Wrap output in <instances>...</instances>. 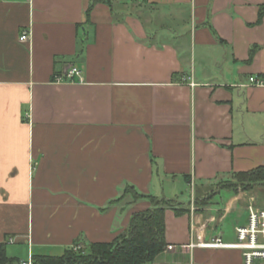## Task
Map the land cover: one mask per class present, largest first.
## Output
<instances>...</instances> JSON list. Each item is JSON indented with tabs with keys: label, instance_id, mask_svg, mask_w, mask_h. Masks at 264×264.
I'll list each match as a JSON object with an SVG mask.
<instances>
[{
	"label": "crops",
	"instance_id": "1",
	"mask_svg": "<svg viewBox=\"0 0 264 264\" xmlns=\"http://www.w3.org/2000/svg\"><path fill=\"white\" fill-rule=\"evenodd\" d=\"M92 1L0 0V242L19 260L113 240L149 206L117 200L128 183L185 202L264 165V0H105L87 18ZM252 194L168 208L175 248L148 264H243L187 245L234 241Z\"/></svg>",
	"mask_w": 264,
	"mask_h": 264
},
{
	"label": "trees",
	"instance_id": "2",
	"mask_svg": "<svg viewBox=\"0 0 264 264\" xmlns=\"http://www.w3.org/2000/svg\"><path fill=\"white\" fill-rule=\"evenodd\" d=\"M100 1L93 0L87 9L90 17L93 6ZM257 185H264V165L247 171L233 172L231 176L219 179L207 194L198 196L196 202L209 204L221 190L249 191ZM128 194L139 199H148L146 208L133 211L128 226L111 241L90 242L85 245L77 240L60 255L35 254L36 264H148L169 245L166 239V210L171 208L177 216L189 213L179 207L180 201L154 194L140 192L133 184H126L117 198L123 201ZM138 200V199H135ZM7 242H0V264H20V260L7 252Z\"/></svg>",
	"mask_w": 264,
	"mask_h": 264
},
{
	"label": "built area",
	"instance_id": "3",
	"mask_svg": "<svg viewBox=\"0 0 264 264\" xmlns=\"http://www.w3.org/2000/svg\"><path fill=\"white\" fill-rule=\"evenodd\" d=\"M29 39V32L25 31L21 40ZM67 78L71 81L77 78H82L81 70L72 66L66 70L63 77H58V81H62ZM250 82L255 85H264V77L251 76ZM192 192H194L195 185H190ZM248 209V221L246 224L237 225L235 227L236 239L234 241H225L222 235H217L209 240L200 239L198 241H192L187 246H199L204 248H233L241 251L243 264H264V208L259 207L254 203H250L247 206ZM12 238H9V242H13ZM168 249H174L175 246L169 244ZM20 264H36L33 260V256H30L26 260H20Z\"/></svg>",
	"mask_w": 264,
	"mask_h": 264
},
{
	"label": "rangeland",
	"instance_id": "4",
	"mask_svg": "<svg viewBox=\"0 0 264 264\" xmlns=\"http://www.w3.org/2000/svg\"><path fill=\"white\" fill-rule=\"evenodd\" d=\"M211 188H212V186H211ZM208 191L209 190H207L206 192H198L195 189L194 192H192V190L190 188H188L186 191H184L185 193L181 197L185 202H180L177 205H179V207H182V208H185V209H189V213L193 215V214H195L198 211L206 210L207 208L212 207V206H217V207H222L223 208V206L226 203V201L229 198V196L234 193V192H232V190L231 191L230 190H221L220 193L217 194L209 204L203 205V206L198 205L197 202H196L197 197L199 195L202 196V195L207 194ZM239 192H252V193H255L256 195L252 194L254 196H252L248 200V205L250 203H254V204H256V205L258 204V205H260L261 207L264 208V185H257L254 189L249 190V191H243V190L240 189V190H238V192H236L234 194H238ZM135 199H138V200H135ZM135 199L132 196V194H128L127 197L123 201L124 202H129L130 201V202H134V203L136 202L137 203V202L142 200V201L146 202L148 205L150 204V201L148 199H139L137 197H135ZM218 211L221 212V210H218ZM166 249H168V247H166ZM46 252H48L47 254L60 255V254H62L64 252V248H53V249H51L49 251L46 250Z\"/></svg>",
	"mask_w": 264,
	"mask_h": 264
}]
</instances>
